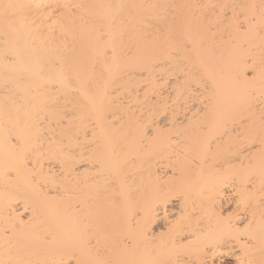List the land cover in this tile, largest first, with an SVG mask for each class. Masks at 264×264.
<instances>
[{
    "label": "bare ground",
    "instance_id": "bare-ground-1",
    "mask_svg": "<svg viewBox=\"0 0 264 264\" xmlns=\"http://www.w3.org/2000/svg\"><path fill=\"white\" fill-rule=\"evenodd\" d=\"M0 264H264V0H0Z\"/></svg>",
    "mask_w": 264,
    "mask_h": 264
},
{
    "label": "snow or ice",
    "instance_id": "snow-or-ice-1",
    "mask_svg": "<svg viewBox=\"0 0 264 264\" xmlns=\"http://www.w3.org/2000/svg\"><path fill=\"white\" fill-rule=\"evenodd\" d=\"M6 7H12L11 5H7Z\"/></svg>",
    "mask_w": 264,
    "mask_h": 264
}]
</instances>
